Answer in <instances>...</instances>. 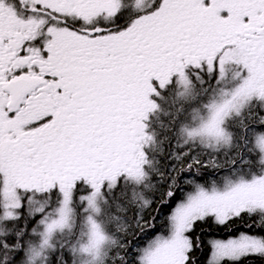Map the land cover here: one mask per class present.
<instances>
[{"label":"snow or ice","instance_id":"1","mask_svg":"<svg viewBox=\"0 0 264 264\" xmlns=\"http://www.w3.org/2000/svg\"><path fill=\"white\" fill-rule=\"evenodd\" d=\"M264 264V0H0V264Z\"/></svg>","mask_w":264,"mask_h":264},{"label":"trees","instance_id":"2","mask_svg":"<svg viewBox=\"0 0 264 264\" xmlns=\"http://www.w3.org/2000/svg\"><path fill=\"white\" fill-rule=\"evenodd\" d=\"M196 234L200 235L204 241V246L198 253L203 264L210 254V249L207 246L208 241L212 238H227L229 230L224 227L217 226L209 221L208 223L200 224L196 229Z\"/></svg>","mask_w":264,"mask_h":264}]
</instances>
